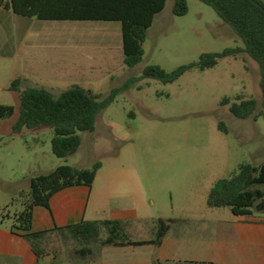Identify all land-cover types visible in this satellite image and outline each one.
<instances>
[{"label": "rangeland", "instance_id": "obj_1", "mask_svg": "<svg viewBox=\"0 0 264 264\" xmlns=\"http://www.w3.org/2000/svg\"><path fill=\"white\" fill-rule=\"evenodd\" d=\"M175 1L167 0L165 10L156 16L144 59L134 68L124 64L119 22H43L0 10V105L15 108L13 116L0 121V220L6 217L5 228L13 230L12 218L23 208L24 200L16 192L29 175L49 174L60 166L91 169L99 162L103 167L91 206L98 201L107 218L114 207L137 208L136 220L113 221L122 224L121 239H153L159 219L173 225L186 218L203 224L232 217L229 208L208 206L211 189L238 174L242 165L264 164L261 70L247 54L222 59L207 71L187 72L174 84L149 79L137 83L99 115L94 132L81 134L82 147L69 158L53 154L52 128L14 134L21 93L28 88L59 97L80 86L104 99L151 66L172 72L198 63L203 54L244 47L211 7L187 0L188 15L177 17ZM105 28L113 36L103 34ZM101 51L105 60L92 61ZM17 79L20 92H13ZM238 98L258 102L257 120L238 119L231 113ZM225 99L231 103L226 108L221 105ZM221 123L226 132L219 129ZM256 188L264 190L262 185ZM253 212L264 217V212ZM105 221L109 220H100ZM107 237L103 228L102 239ZM42 247L39 264H99L104 255V248L96 247L83 257L79 254L83 247L58 232Z\"/></svg>", "mask_w": 264, "mask_h": 264}, {"label": "trees", "instance_id": "obj_2", "mask_svg": "<svg viewBox=\"0 0 264 264\" xmlns=\"http://www.w3.org/2000/svg\"><path fill=\"white\" fill-rule=\"evenodd\" d=\"M211 7L238 38L243 48L226 49L222 53L203 54L198 63L182 66L167 72L160 66H151L143 76L129 79L122 87L114 89L109 97L102 99L90 90L74 86L59 97L41 88H28L21 93L20 116L14 126V134L41 127L52 128V152L59 159L75 155L82 147L81 134L94 132L101 113L115 103L119 95L130 90L143 80H155L163 84H174L192 70L207 71L217 67L219 61L247 54L259 64L260 87L263 92L262 113L264 114V1L262 0H199ZM167 0H0V8L12 11L24 18H36L43 22H119L122 29L124 64L128 68L140 65L144 59V45L156 16L166 7ZM173 13L185 17L189 13L187 0H176ZM21 80L17 79L11 91L20 92ZM229 104L230 100L225 99ZM258 102L254 99L238 98L230 108L238 119L256 115ZM15 114V108L0 105V121ZM220 129L226 132L224 124ZM102 163H95L91 169L60 166L55 171L34 177L30 190L20 195L23 211L15 216V228L24 232L23 238L33 247L42 260L43 241L58 232L64 238L77 242L83 250L79 254L87 257L93 248L107 246H161L168 234L172 221L159 219L155 222L154 238L150 241L133 242L121 239V222L84 221L66 228L49 232L32 233L34 210L37 207L50 208L52 198L59 192L77 186L93 187ZM264 164L255 167L242 165L239 173L230 179L218 181L211 189L207 204L210 208H229L237 218H248L254 210L264 212ZM108 237L102 239V229ZM156 264H162L157 262Z\"/></svg>", "mask_w": 264, "mask_h": 264}, {"label": "crops", "instance_id": "obj_3", "mask_svg": "<svg viewBox=\"0 0 264 264\" xmlns=\"http://www.w3.org/2000/svg\"><path fill=\"white\" fill-rule=\"evenodd\" d=\"M105 30L107 31L103 34L113 36L109 31L110 28H105ZM0 31H2L1 25ZM116 34L120 35V30H116ZM103 49H109V46ZM102 55L101 51L99 56L91 60H105ZM98 175L99 173L97 177ZM32 176L29 175L30 179L26 185L17 187L16 193L21 195L30 190L31 179L37 177ZM93 187L77 186L63 190L52 198L50 208H35L32 233L49 232L84 221L128 222L137 219L136 205L127 208L114 207L109 218L102 216L100 213L102 206L98 201H94L91 206ZM117 188L119 187L116 185L113 187L115 192ZM136 198L135 196L134 200ZM95 199H98L97 194H95ZM121 199L127 200L126 198ZM22 211L23 208L12 218L14 226L11 231L5 228L6 217L0 220V264H39V258L23 238L25 233L15 228V216ZM184 223L171 224L168 234L159 247L155 245L102 247L104 255L98 263L264 264V217L253 215L248 218H236L232 214V217L215 219L203 224L186 218Z\"/></svg>", "mask_w": 264, "mask_h": 264}, {"label": "flooded vegetation", "instance_id": "obj_4", "mask_svg": "<svg viewBox=\"0 0 264 264\" xmlns=\"http://www.w3.org/2000/svg\"><path fill=\"white\" fill-rule=\"evenodd\" d=\"M221 105L226 108L227 106L231 105V103L227 104V103H225V101H223ZM219 129H220V125H219Z\"/></svg>", "mask_w": 264, "mask_h": 264}]
</instances>
